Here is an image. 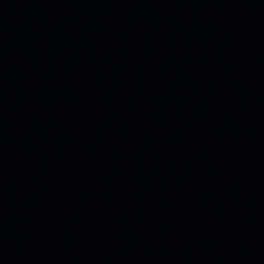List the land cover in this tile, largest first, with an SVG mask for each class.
<instances>
[{"label":"water","instance_id":"water-1","mask_svg":"<svg viewBox=\"0 0 264 264\" xmlns=\"http://www.w3.org/2000/svg\"><path fill=\"white\" fill-rule=\"evenodd\" d=\"M0 264H264V0H0Z\"/></svg>","mask_w":264,"mask_h":264}]
</instances>
